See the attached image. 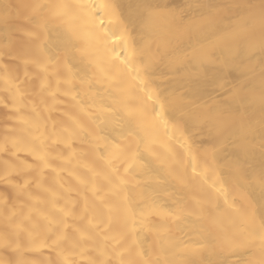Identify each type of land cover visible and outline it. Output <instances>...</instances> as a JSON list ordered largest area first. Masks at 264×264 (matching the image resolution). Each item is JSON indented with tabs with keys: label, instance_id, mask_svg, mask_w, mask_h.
<instances>
[{
	"label": "bare ground",
	"instance_id": "obj_1",
	"mask_svg": "<svg viewBox=\"0 0 264 264\" xmlns=\"http://www.w3.org/2000/svg\"><path fill=\"white\" fill-rule=\"evenodd\" d=\"M261 2L0 0V264H264Z\"/></svg>",
	"mask_w": 264,
	"mask_h": 264
},
{
	"label": "snow or ice",
	"instance_id": "obj_2",
	"mask_svg": "<svg viewBox=\"0 0 264 264\" xmlns=\"http://www.w3.org/2000/svg\"><path fill=\"white\" fill-rule=\"evenodd\" d=\"M262 185H264V177H262ZM264 195V193H262ZM259 238L261 240L262 246H264V224L261 225V231L259 233Z\"/></svg>",
	"mask_w": 264,
	"mask_h": 264
},
{
	"label": "rangeland",
	"instance_id": "obj_3",
	"mask_svg": "<svg viewBox=\"0 0 264 264\" xmlns=\"http://www.w3.org/2000/svg\"><path fill=\"white\" fill-rule=\"evenodd\" d=\"M239 2H243V0H238V3H239ZM180 5H181V4L177 5L178 8H182V6H180ZM263 6H264V2H263V3L261 2V8H262Z\"/></svg>",
	"mask_w": 264,
	"mask_h": 264
}]
</instances>
